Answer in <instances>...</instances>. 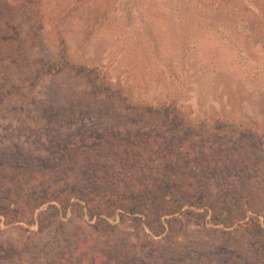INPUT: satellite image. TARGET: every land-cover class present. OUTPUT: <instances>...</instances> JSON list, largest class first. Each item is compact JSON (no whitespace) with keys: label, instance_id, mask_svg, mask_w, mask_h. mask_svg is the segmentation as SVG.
<instances>
[{"label":"rangeland","instance_id":"obj_1","mask_svg":"<svg viewBox=\"0 0 264 264\" xmlns=\"http://www.w3.org/2000/svg\"><path fill=\"white\" fill-rule=\"evenodd\" d=\"M176 8L171 0H0V264H91L94 254L106 264L123 261L117 250L129 264L254 262L243 228L210 214L201 222L194 206L165 231L172 245L119 212L102 216L115 225L107 233L89 226L92 205L116 187L95 184L100 173L71 154L83 143L101 150L152 134L188 153L222 152L231 169L216 187L246 201L247 182L264 179V21L254 40L247 23L222 16L212 30L209 20L177 21ZM251 13L255 27L261 16ZM21 167L36 170L35 181L29 174L23 189H8ZM59 181L70 189L62 193ZM248 209L234 203L224 217Z\"/></svg>","mask_w":264,"mask_h":264},{"label":"trees","instance_id":"obj_2","mask_svg":"<svg viewBox=\"0 0 264 264\" xmlns=\"http://www.w3.org/2000/svg\"><path fill=\"white\" fill-rule=\"evenodd\" d=\"M171 2L175 3L177 7V21L183 17L188 21L209 20L210 23L204 21L203 26L209 24L208 28L214 30L221 20H225L222 16H227L226 19L235 23H247V34L250 33L251 38L254 39L261 34L258 31L260 23L264 21L263 12L259 8L262 1L181 0L176 2L171 0ZM251 9H255L262 19H259L255 27L248 25L249 19L255 17V14L251 13ZM175 44L177 43L173 40V45ZM0 95L3 97L4 94ZM164 113L169 120L170 110H166ZM142 137L143 139H141ZM118 141L120 142L116 147L107 145L99 150L97 147L90 148L83 143L84 145L80 148L74 147L70 151L71 154L74 152L79 157V162L86 169L94 171L97 177L100 173L102 177L95 181V184H100L103 187L108 185L116 187L104 199L92 205L91 217L96 216L97 221L89 225L90 227H93L96 232L103 233L115 229V225L108 223L102 216H112L119 212L120 221L129 218L144 223L153 234L145 236L154 240V235L163 234L167 228L173 231L171 228L174 225L181 224L179 216L183 213H194L192 209L184 210L185 206H194L203 209V212L198 213L201 222L205 220L207 214H210L213 223L221 220L228 227L243 228L250 239L254 260L252 264H264V179L261 183L247 182L246 201L244 194L237 196L228 190L221 191L218 189L219 187H216V182H219L221 177L229 176L226 173L231 167L222 161L223 159H220L222 157L230 159L229 155H224L222 152L216 153L214 150L207 153L204 149L195 154L188 153L181 145H176L175 141L167 143L165 140L153 137L152 134L146 137L133 134L123 135ZM191 157H197V161L195 163L190 161ZM234 168L232 167V170ZM30 172L37 173L34 169L21 167L19 177H16L17 181L14 180L8 189L14 187L23 189L24 182L27 183L25 180L31 174ZM32 174L30 176L34 179ZM92 178L94 179L93 175ZM59 182L65 188L58 187V190L64 193L68 190L69 184L67 181ZM219 183L221 184V182ZM234 203L249 205L248 211L251 213L246 215L244 210L238 214L228 213V217H224L225 212L231 210ZM254 204H258V207H252ZM61 206H66L64 201H61ZM57 211L58 208L55 207L54 212ZM165 235L164 242L167 240L168 245L175 243V237L168 233ZM117 252L119 253L118 258L123 261L115 260L104 263L126 262L129 264L131 262L126 258L124 251L117 250ZM172 255L175 257L174 252ZM178 255H183V252H179ZM95 256V254L92 255L91 264H97ZM241 256H243L242 253Z\"/></svg>","mask_w":264,"mask_h":264}]
</instances>
